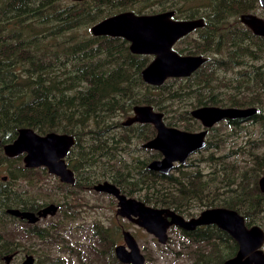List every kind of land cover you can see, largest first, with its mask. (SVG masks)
Returning a JSON list of instances; mask_svg holds the SVG:
<instances>
[{
    "label": "trees",
    "instance_id": "obj_1",
    "mask_svg": "<svg viewBox=\"0 0 264 264\" xmlns=\"http://www.w3.org/2000/svg\"><path fill=\"white\" fill-rule=\"evenodd\" d=\"M167 1L161 2L160 9L174 10L175 19L203 21L196 36L190 34L176 41L173 49L177 52L205 51L189 44L220 50L223 44L236 41L233 35L237 25H227L230 16L242 12L236 5L232 9L220 0H202V5L201 0ZM101 3L111 1L0 0V164L9 160L1 145L14 139L18 128H30L38 134H68L74 142L66 156L67 166L83 185L106 180L126 196H136L147 205L168 208L183 216L193 215L192 209L231 208L243 216L246 226L256 224L264 232V192L256 184L257 178L264 175V113L260 109L264 96L259 95L260 84L237 71L231 76L218 75L219 68L229 71L235 67V57H219L211 66L206 61L189 77L169 78L159 86L145 84L140 70L150 56L131 53L120 37L93 36L89 32L92 24L120 10L103 14ZM174 103L179 110H173ZM142 104L163 113L167 125L188 129L200 127L189 114L191 107L256 106L259 111L245 120L256 124L252 134L257 138L242 135L237 141L239 134L234 126L240 119L227 120L230 132L213 134L217 127L212 126L203 148L224 149L222 153H208L199 157L197 164L185 163L161 174L146 167L158 152L143 159L124 156L117 149L129 137L143 142L153 136L149 124H121L132 106ZM200 162L207 163L206 172L198 166ZM7 173L8 178H20L24 184L17 193L0 180V264L1 255L12 251L16 239L39 240L42 247L62 242L64 246L58 251L67 250L78 255L80 264H87L78 250L66 244L64 236L17 219L15 223V218L5 213L13 204L21 203L28 210L40 207L35 200L21 197L35 192L31 196L37 200L47 195V186L38 182L44 169L17 166ZM65 210L62 207L63 213ZM88 227L97 235L94 241L99 247L89 246V250L100 257L103 251H111L114 238L92 225ZM233 251L225 256L204 255L201 264H221ZM47 257L46 263L60 264L58 259Z\"/></svg>",
    "mask_w": 264,
    "mask_h": 264
},
{
    "label": "water",
    "instance_id": "obj_2",
    "mask_svg": "<svg viewBox=\"0 0 264 264\" xmlns=\"http://www.w3.org/2000/svg\"><path fill=\"white\" fill-rule=\"evenodd\" d=\"M80 1V0H76ZM264 9V0H258ZM172 11H163L151 15H135L132 12H120L101 19L89 27L93 36L121 37L128 42V49L133 54H147L151 60L140 70L145 84L161 85L167 78L188 76L196 67L206 60L199 55H179L172 49L177 39L202 26V19H172ZM252 30L260 20L251 15L241 16ZM262 32V31H260ZM132 115L127 116L122 125L133 122L150 123L156 133L153 138L142 144L144 148L159 151L162 158L151 160L147 169L168 173L174 162L184 163L192 152L204 146L206 129L220 120L245 119L256 113L254 107H218L200 106L190 110V116L198 120L204 128L197 132H186L174 127H167L162 122L161 112L149 105L132 106ZM74 140L71 135L47 132L38 134L30 128H18L17 134L10 142L2 145L5 156L22 154L23 166L36 168L43 166L58 177L60 182H73L72 171L64 163ZM258 186L264 191V176L258 179ZM96 191H104L117 199L116 214L125 217L135 225L153 235L160 243L166 240V229L169 225L184 228L193 225L215 224L225 230L238 244L235 255L223 264H264V252L260 246L264 239L263 231L256 225L245 227L243 218L236 211L224 207H211L201 210L195 217L184 220L168 208H154L144 205L134 198H126L118 189L107 181L92 186ZM57 206L49 203L36 212L6 208L5 213L35 222L39 217L52 215ZM123 243L114 247L116 258L124 263L144 264L139 248L128 231H124ZM9 257H5L7 260ZM20 264H32V258L26 256Z\"/></svg>",
    "mask_w": 264,
    "mask_h": 264
},
{
    "label": "flooded vegetation",
    "instance_id": "obj_3",
    "mask_svg": "<svg viewBox=\"0 0 264 264\" xmlns=\"http://www.w3.org/2000/svg\"><path fill=\"white\" fill-rule=\"evenodd\" d=\"M82 1H86V0H80V2H82ZM110 1H111V4L107 3L106 5H103L101 3L99 5V9L102 8L103 14L104 13L105 14L111 13L112 10H118V9H120L118 12L113 13L111 15H114V14H117V13H120V12H132L135 15H151V14H156V13L163 12V11H172L173 12L172 19H174V20H183V19H179V18L175 19L174 18V16H175L174 10H172L170 8L163 9V10L160 9V7L162 6L161 2H164V1H167V0H110ZM218 1L219 0H216V2H218ZM220 1H222L224 3V5L227 6V7L229 6V7H231L233 9L234 6L236 5L239 9L242 10L241 13L236 14V15L234 14V15L230 16L229 17L230 22L227 24L230 27H233L234 25H237V28H236L237 32H236V34L233 35L236 41L234 42V44H232V43L223 44V46H222V48L220 50H213V48H211L210 46L208 47V49H206V48L203 49L202 48V44H189L190 45L189 47H201V50H205L204 52L202 51L201 53H196V54H186L184 52H179V50L177 52L175 49H173V46L176 43L175 42L173 44V46H172V49L175 52H177L179 55H199L201 57H205L206 60L204 62H202L198 67H196L188 76L173 77V78L180 79V78H185V77H189V76L193 75L194 71L199 69L206 61L209 64V66H211L212 62L215 59L219 58V57H224V58H233V57H235L236 58V60H235L236 65H235L234 68L236 69L237 67H239L240 70H238L237 72H240L242 75L246 74V75H248L247 76L248 78L252 77V80L254 82H256V83L258 82L260 84V87L258 89L259 90V95L260 96H264V9L260 6V4L258 3V0H220ZM168 3H169V1H167L166 4H168ZM125 4H127V5L124 6ZM166 4H164V5L166 6ZM200 4L202 5V0L200 1ZM179 5L180 4H178V6ZM121 6H124V7H121ZM258 9H259V11H256ZM208 11L211 12V11H213V9L209 8ZM111 15H108V16H111ZM243 15H251L254 18L260 20L262 24H260V25L257 24V27L254 30H252L244 21L241 20V16H243ZM108 16H105V17H108ZM192 19H198V18H192ZM200 27L194 28L192 31H190L189 33L185 34L184 36L190 35V34L192 36H196V30L198 28H200ZM260 31H262V32H260ZM184 36H182V37H184ZM203 45H207V44H203ZM127 47H128V45H127ZM143 55H147V54H143ZM148 56H150V55H148ZM150 57L152 58V56H150ZM151 58H150V60H151ZM219 72H221V73H219ZM225 72L226 71H224L221 68H219L217 70V73H218L219 76L225 75ZM167 79H169V78H167ZM200 106H218V105H200ZM200 106L191 107L189 109V112H190V110H192L194 108H197V107H200ZM263 106L264 105H262L261 108H260L261 112H263L262 111ZM218 107H227V106H218ZM248 107L256 108V113L259 111L256 106H248ZM240 108H244V107H240ZM161 114H162V122L167 127H174V128L180 129L182 131H186V132H197V131H200V130L204 129L201 126V124H200V127L197 128V129L179 128V126L167 125L164 122V120H163V117H164L163 113H161ZM131 115H132V111L130 112V115H128V116H131ZM230 120H236V119H230ZM221 121L222 122L225 121L224 123H226L227 120H220L217 123H219ZM243 121H246V120L245 119H240L238 122L241 123ZM133 123L144 124V123H138V122H133ZM133 123H131V124H133ZM217 123H215L212 126H215ZM240 123H238V124H240ZM131 124H129V125H131ZM146 124L151 125L150 123H146ZM211 127H209V128H211ZM152 128L154 130L153 136L147 138L145 141L140 143V147L141 148L149 149V150H152L153 152H158V156L155 157V158H151L149 160V162L151 160L152 161L153 160H159V159L162 158V155H161V153L159 151H157L155 149H151V148H144L142 146L143 143H145L146 141L150 140L151 138H153L155 136L156 131H155L153 126H152ZM209 128L206 129V132H205V135H204V146H205V141H206V138H207V133H208L207 131H208ZM255 138H257V137H255ZM204 146L201 149L196 150V151L192 152L191 154H189L187 156V158L185 159L184 163L179 164L178 162H174L173 165H172V169L170 171H172L178 165H184L185 163H187V160L190 157H192V156L198 154L199 152H201L203 150ZM68 154H69V152H68ZM66 156L64 157V163H65L66 167L68 169H70L67 166L68 165V160H66V158H67ZM6 157L9 158V159L19 158V160H21V162H22V154H19V155H16V156H6ZM22 167H24L23 166V162H22ZM24 168H26V167H24ZM39 168L44 169V172H46L48 174V176H50L52 178H55L59 182V186L63 190L71 191V194L73 196H74V193H76L77 191L79 193H81V192H84L85 190H88V191H94L96 193L106 194V195L112 197V199L109 200V205L111 206V209H113V207L115 206L114 211H113V215H114L113 218H115V219L122 218V219H125L127 222L132 223L131 221H129L125 217H122V216H119L118 214H116V209L118 208L117 199L113 195H111L109 193H106L104 191H96V190L93 189L92 186L95 185L96 183L92 184L91 186L83 185L81 183L82 181L78 179L77 175L71 169L70 170L72 171V177H73V182L72 183L60 182L57 176H55V175H53L51 173H48L47 169L45 167H43V166L36 167V168H26V169L38 170ZM155 172H158V171H155ZM158 173H160V172H158ZM161 174H167V173H161ZM262 176H264V175L259 176L257 178V181H256L258 189H259L258 179L260 177H262ZM7 177H8V175H2L1 179H0L1 182H6ZM10 179L12 180V182H14V181H16L17 177L10 178ZM103 181H106V180H103ZM21 182H22V179H21ZM100 182H102V181H100ZM39 183H41V182H39ZM23 184L24 183L22 182L21 186ZM110 184H112V183H110ZM112 185H114V184H112ZM6 187H9V186L6 185ZM9 188H11V190L15 191L12 188V186L9 187ZM16 192L18 193V191H16ZM118 192H119V194L124 195L126 198H134L136 200H139V199H137L135 197L126 196L125 194L121 193L119 191V189H118ZM261 192H264V191H261ZM30 196H31V194H30ZM49 203H53V202H46L44 204H40V207H38L37 209L29 210V211L36 212L38 209L42 208L43 206H45V205H47ZM142 203L144 205H146V206H150V205L145 204L144 202H142ZM53 204H55L57 206V209H56L54 214L46 215L45 217H39L33 223H27L23 219H20L18 217H14V216H12V217H14L15 220L17 219V220H20L22 222H26L27 224L35 225L38 221L43 220L44 218H46L48 216H50V217L54 216L56 214V212L58 211V209H61V206H60L61 204H64V207L66 209L69 208L68 206L65 205L64 201L61 202V203H53ZM84 206H85V204L83 202H81V201L77 204V207L79 209H84ZM73 207H75V206H73ZM216 207H223V206H216ZM7 208H17L19 210H28V209H23L21 203L16 204V205L13 204V206H9ZM160 208H164V207H160ZM224 208H227V207H224ZM203 209H206V208H203ZM203 209H201V210H203ZM228 209H231V208H228ZM201 210H199L197 213H195L193 215H190V216H183V215L175 212L174 210H172V211L175 212L177 215L181 216L184 220H188L190 218L195 217ZM232 210H234V209H232ZM234 211H236V210H234ZM238 214L241 215L240 213H238ZM7 215H9V214H7ZM242 218H243V216H242ZM243 223H244L245 227H250V226L256 225V224H250V225L246 226L244 218H243ZM132 224L135 225L134 223H132ZM89 225L94 226V228L96 230H98L100 233L106 232L107 235H108V238H113V236H112L113 230H115L116 232L119 231L120 237H121V243H114V245L112 246L111 251H103V253L101 254V257H100L98 252H95L96 255H95V259L94 260L91 261L90 259H88V260L85 259L87 264H97V262L99 264H116V263H119V264H131V263H124V262L119 261L116 258L115 254H114V250H113L116 245L123 243V235H122V233L124 231H128V230H126L124 228L123 224L110 226V225L101 224L98 221H92V223H90ZM256 226H258V225H256ZM108 227H110L113 230H111ZM137 227H139V226H137ZM139 228H141V227H139ZM259 228L262 230L261 227H259ZM141 229H143V228H141ZM171 229L177 231L176 243L178 245V250L175 252V254L178 255V256L180 255V257H182L186 261V264H192V262L194 264H201L202 257L204 255H208V254L214 253V254H218L219 256H225L227 254H230L233 251V249H234L233 253L229 257L224 258L221 261V264H223V262L225 260H227L228 258L233 257L235 255V253L237 252V249H238L237 242L225 230L219 228L215 224L193 225V226L188 227V228H184V227H181V226H178V225H173V224L169 225L167 227V229H166V240H165L164 243L158 242L153 235H151V234L150 235L155 238V240H156V242L158 244L164 245L168 241V235L167 234H168V231L171 230ZM91 234H92L93 237L97 238V235H95L94 231H91ZM135 242H136V240H135ZM23 243L37 245L38 248L41 251L40 257L44 256L43 255L44 252L41 249L42 245H41L39 240L38 241L27 242V241H24L22 239H16L12 243V246H13L12 251L1 255V260L3 261V264H9L11 262L13 257H15L17 255V247H18V245L19 244H23ZM136 244H137V242H136ZM137 246H138V244H137ZM260 248L264 252V250H263L264 249V239H263V242H262ZM139 252H140V249H139ZM140 254L143 257V263L145 264V260L147 259V255H143L141 252H140ZM182 255L185 256V257H183ZM26 256H30L32 258V264L36 263L35 262V256L32 253H30V252H25V253H23L20 261L18 262V264H20L21 261ZM73 256L75 257V259L78 262V255H73ZM5 257H9V258L7 260H5ZM68 257H71V256H68ZM59 259H60V264H69V259H67V258H59Z\"/></svg>",
    "mask_w": 264,
    "mask_h": 264
},
{
    "label": "rangeland",
    "instance_id": "obj_4",
    "mask_svg": "<svg viewBox=\"0 0 264 264\" xmlns=\"http://www.w3.org/2000/svg\"><path fill=\"white\" fill-rule=\"evenodd\" d=\"M182 2H179L181 5ZM256 11H259L256 10ZM240 70L239 67L236 69H232L225 72L226 76H231L234 72ZM221 73V72H219ZM173 110H179L176 103L172 106ZM177 108V109H176ZM156 111V110H155ZM264 112V106L262 108ZM159 112V111H158ZM177 111H174L173 114H176ZM164 122L167 119H163ZM225 121H221L217 123L214 127L217 129L213 132L214 133H225L230 132L231 126H228L224 123ZM166 123V122H165ZM256 124L251 122L249 119L246 121L241 122L240 124L234 126L235 132L239 134L237 141L241 140L242 135H250V138H255L254 133ZM117 132V131H115ZM211 136V135H210ZM213 140V139H211ZM140 143L138 140H133L132 137L128 138V141L121 142L118 145L117 149H119L120 153L124 156H132L138 158H148L152 154V150L143 149L140 147ZM224 151V149H219L215 151L212 147H209L205 150H202L198 154L190 157L187 160V164L189 163H196L199 157L205 156L208 153H216L220 154ZM91 156V155H90ZM92 157V156H91ZM22 166L21 160H14L9 159L6 162H2L0 165V176L8 175L7 170L13 171V167ZM198 166L202 169L203 172L208 170V165L205 162H200ZM191 165H186L185 168H191ZM39 182L47 186L45 193L46 196H42L35 199V196H23L22 198L31 201L35 200L38 204H44L46 202H53V203H61L65 202V205L68 207L75 206L73 208H67L66 211L63 213L62 206L61 209H58L54 216H48L43 220L38 221L35 225L37 227H46L50 234L57 233L58 235H62L63 240H65L66 244L73 246L76 250H78L82 255L85 261L90 259L91 261L95 259L96 253H92L89 250V246L99 248L94 241V237L89 230V224L92 221H98L101 224L105 225H119L123 224L124 228L128 230L134 239L136 240L140 252L143 255H147V259L145 260V264H186V261L180 257V255H176L175 252L178 250V245L176 243V230H169L168 231V241L164 245H160L156 242L155 238L152 237L150 234L146 233L143 229L133 225L132 223L127 222L125 219H115L113 218V209L109 205V200L112 197L102 194L96 193L94 191L85 190L84 192L79 193L78 191L74 193V196L71 194V191L61 190L57 187L59 186V182L45 172L41 177H39ZM21 179L18 178L16 181L12 182L10 178L7 177L6 185L11 187L15 191H21ZM31 194H35L32 192ZM24 195V194H22ZM136 198V196H133ZM83 202L85 204L84 209H79L77 204L79 202ZM200 209H192V214H195ZM59 212V213H58ZM71 214V218H64L65 214ZM264 220V219H263ZM16 223V220H13ZM56 223V225H54ZM110 228V227H108ZM111 229V228H110ZM113 230V229H111ZM114 238V243H121V237L119 231L113 230L112 234ZM64 244L62 242H57L54 245L43 246L41 249L43 250V258L40 257L41 251L37 245H32L28 243L19 244L17 247V255L13 257L9 264H18L20 261L23 253L30 252L35 256V264H51L46 263L45 261L48 259L47 255L51 257V259H58L59 258H67L69 259V264H80L77 262L73 254H70L67 250H62V252L58 251L63 247ZM264 250V249H263ZM39 254V255H38ZM47 254V255H46ZM71 256V257H68ZM183 256V255H182ZM185 257V256H183ZM45 262V263H44ZM86 262V261H85ZM3 264V263H2ZM97 264H99L97 262Z\"/></svg>",
    "mask_w": 264,
    "mask_h": 264
}]
</instances>
